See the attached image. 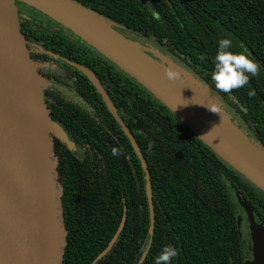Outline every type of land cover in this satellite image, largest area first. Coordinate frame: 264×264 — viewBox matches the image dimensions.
<instances>
[{"label":"trees","instance_id":"trees-1","mask_svg":"<svg viewBox=\"0 0 264 264\" xmlns=\"http://www.w3.org/2000/svg\"><path fill=\"white\" fill-rule=\"evenodd\" d=\"M74 1L162 44L264 149V0ZM28 10L24 28L37 45L34 55L54 62L47 73L49 85L54 83L47 93L52 119L75 147L55 138L68 229L65 264H91L117 232L125 207L127 219L117 242L96 264H138L147 249L143 264H153L165 245L177 250L170 264H245L252 241L238 227L240 200L264 225V193L112 61L81 45L67 28H54L46 15ZM223 37L232 40L233 51L246 48L258 68L247 85L229 93L217 90L210 79ZM73 63L94 73L143 153L155 210L152 240L141 161L101 94ZM67 71L76 78L66 81ZM62 79L76 90L75 100L58 92L55 85Z\"/></svg>","mask_w":264,"mask_h":264},{"label":"water","instance_id":"water-1","mask_svg":"<svg viewBox=\"0 0 264 264\" xmlns=\"http://www.w3.org/2000/svg\"><path fill=\"white\" fill-rule=\"evenodd\" d=\"M18 3L59 22L112 61L264 193V149L230 121L231 116L198 79H193L191 87L176 74L173 80L167 79L163 65L115 30L118 24L74 0H0V264H65L68 229L55 138L75 148L65 130L52 119L45 99L48 82L30 49ZM72 65L101 94L141 161L147 179L152 240L155 210L143 153L94 73L84 66ZM240 206L247 215L252 241V259L245 264H264V225L256 221L245 199L240 200ZM126 219L125 207L117 232L91 264L113 248ZM242 221L238 215L239 228ZM147 252L148 249L138 264H143Z\"/></svg>","mask_w":264,"mask_h":264},{"label":"clouds","instance_id":"clouds-1","mask_svg":"<svg viewBox=\"0 0 264 264\" xmlns=\"http://www.w3.org/2000/svg\"><path fill=\"white\" fill-rule=\"evenodd\" d=\"M232 49L233 43L230 38H220L217 41L216 51L213 56V69L210 79L214 83L215 88L223 93H229L233 89L244 87L248 84L250 76H256L258 71L257 64L250 58L246 48H242L239 52ZM174 71L173 68H166L165 77L173 80ZM112 154H117L116 149L112 150ZM245 180L247 179L245 178ZM241 228L240 233H242ZM146 247L147 245L142 247L141 251H144ZM176 256L177 250L171 245H165L153 258V264H170V261Z\"/></svg>","mask_w":264,"mask_h":264},{"label":"flooded vegetation","instance_id":"flooded-vegetation-1","mask_svg":"<svg viewBox=\"0 0 264 264\" xmlns=\"http://www.w3.org/2000/svg\"><path fill=\"white\" fill-rule=\"evenodd\" d=\"M142 1H145V0H142ZM147 2H148V0H146ZM18 5V7H19V10H20V12H21V14H22V23H23V29H24V32H25V28H24V19H26L28 16H27V14L28 13H26V10H27V12L29 11L28 10V8L29 9H32V8H30L29 6H27V5H25V4H17ZM30 15V14H29ZM113 21V20H112ZM113 22H115V21H113ZM116 24H118L119 26H117V27H119V28H124V27H121V25L119 24V23H117V22H115ZM57 26H55L54 28H56ZM49 28H53V26H51V27H49ZM58 28V27H57ZM65 28V27H64ZM118 28V29H119ZM60 30L61 29H63V28H59ZM66 29V28H65ZM64 29V31H66V33L68 34V35H70V36H72L73 37V35H74V33L71 31V30H68V29H66L65 30ZM124 29H126V28H124ZM126 30H128V29H126ZM128 31H130V30H128ZM130 32H132V31H130ZM26 33V32H25ZM134 35L136 34L137 36L139 35V37H142V38H144V39H147V40H150L153 44H155V45H157L158 47H160V48H162V49H164L166 52H168L169 53V55L171 56V57H173L174 59H176V60H178V61H181V60H179L178 58H176L174 55H172L168 50H166L163 46H162V44H160V43H158V42H156L155 40H153V38H151L150 36H147V35H145V34H143V33H136V32H132ZM26 35V34H25ZM27 37V36H26ZM28 39V41H29V43H30V49L32 50V53H33V56H34V58H35V60L41 65V67L39 68L40 69V72L44 75V77L47 79V82L49 81V78H48V76H47V73L49 72V67H51L52 65H54V62H52V63H50L49 61H42V60H39V59H37V57L34 55V51H33V49L34 48H37V45L36 44H34L29 38H27ZM81 45H84L85 47H87V49H91L92 51L94 50L95 51V49L94 48H92L91 46H89L87 43H84V42H79ZM91 51V54H93L94 52H92ZM99 55V54H98ZM183 62V61H182ZM48 65H47V64ZM186 64H184V66H185ZM188 68H189V66L188 65H186ZM188 70H190V69H188ZM76 78V76H75V74L73 73V72H66L65 73V80L66 81H68V80H74ZM197 78V77H196ZM198 79V78H197ZM65 80H61V81H59V83H58V85H55L56 86V88H57V90H58V92L59 93H62V94H64V95H67L68 96V99H72V100H75L74 98H76L77 97V92H76V90L73 88V87H71V86H69L67 83H66V81ZM52 84H54V83H51V81H50V85H49V83H48V86H47V88H46V90H45V99H46V101L48 102V98H47V93L49 92V87L52 85ZM212 96H214V95H212ZM215 97V96H214ZM48 106H49V102H48ZM50 108V107H49ZM225 108H227V110L233 115V118H234V120H235V123L237 124V125H239V127H241V128H243L245 131L246 130H248L247 128H246V126L245 125H243V123H241L239 120H238V118H237V115L236 114H234V113H232L230 110H229V107H225ZM244 126V127H243ZM247 132V131H246ZM252 134H250V136H251ZM253 138V137H252ZM254 141H255V143L256 144H258V142L256 141V139L254 138ZM244 214V218H243V220H244V222H242V226L241 227H244V234L245 235H248L249 237H251V231H250V226H249V222H248V219H247V215H246V213L244 212L243 213ZM251 239V238H250ZM251 249H252V243H251ZM250 259H252V254H251V257H249V259L248 260H250Z\"/></svg>","mask_w":264,"mask_h":264},{"label":"rangeland","instance_id":"rangeland-1","mask_svg":"<svg viewBox=\"0 0 264 264\" xmlns=\"http://www.w3.org/2000/svg\"><path fill=\"white\" fill-rule=\"evenodd\" d=\"M21 4V3H19ZM23 4V3H22ZM34 9V8H33ZM47 19H49L53 25L55 26H60L61 28L65 29L64 26L62 24H60L59 22L55 21V20H51L49 17H47ZM115 30H117L119 33H121L125 38H127L128 40H130L131 42L135 43L138 48L146 55H148L149 57H151V59L155 62H157L160 65H163L162 68L166 69V68H173L174 71V75L176 74V76L178 78H180L183 83H185V85L188 86H192L189 85L190 83H194L195 78L197 77L193 72H188L187 69H189L186 65L184 66V63L182 61H178L176 59H174L173 57H171L169 55L168 52H166L164 49L158 47L157 45L153 44L150 40L144 39L142 37H139V35L137 36L136 34L134 35L132 32L124 29V28H119L117 26L114 27ZM119 28V29H118ZM62 31V30H61ZM76 40H82L80 37H75ZM83 41V40H82ZM84 42V41H83ZM98 52V51H97ZM183 78V79H182ZM198 78V77H197ZM196 78V79H197ZM194 79V80H193ZM199 79V78H198ZM212 96V95H211ZM225 114L226 115H230V121L233 122L239 129V125H237L235 123V120L233 118V115L227 110V108H224ZM243 131V130H242ZM244 132V131H243ZM246 134V133H245ZM248 136V135H247ZM249 137V136H248ZM225 162V161H224ZM227 163V162H226ZM228 164V163H227ZM229 167H231L228 164ZM233 170H235L233 167H231ZM236 171V170H235ZM238 172V171H236ZM240 175L241 173L238 172ZM244 177V176H243ZM245 178V177H244ZM251 206V205H250ZM244 211L242 210L241 207H239L238 209V215H241L244 218ZM244 222V220L242 221ZM244 227L241 228V231L244 233Z\"/></svg>","mask_w":264,"mask_h":264}]
</instances>
